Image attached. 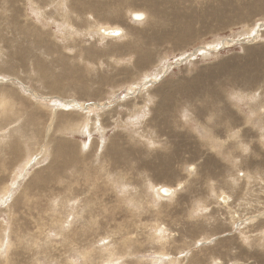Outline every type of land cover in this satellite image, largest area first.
<instances>
[{
	"label": "rangeland",
	"instance_id": "rangeland-1",
	"mask_svg": "<svg viewBox=\"0 0 264 264\" xmlns=\"http://www.w3.org/2000/svg\"><path fill=\"white\" fill-rule=\"evenodd\" d=\"M262 92L264 0H0V264H264Z\"/></svg>",
	"mask_w": 264,
	"mask_h": 264
},
{
	"label": "bare ground",
	"instance_id": "bare-ground-1",
	"mask_svg": "<svg viewBox=\"0 0 264 264\" xmlns=\"http://www.w3.org/2000/svg\"><path fill=\"white\" fill-rule=\"evenodd\" d=\"M203 1V0H202ZM151 2V1H150ZM179 5V4H178ZM180 6H181V4H180ZM186 7V6H185ZM188 7V6H187ZM174 9V8H173ZM188 9H189V7H188ZM217 11V10H216ZM178 13V12H177ZM181 13V12H180ZM183 13V12H182ZM187 14V13H186ZM134 15V14H133ZM137 15H142V14H136L135 16H134V19H136V16ZM181 15V14H180ZM169 18V17H168ZM180 18V17H179ZM181 18H182V16H181ZM187 18H188V16H187ZM189 19H193V18H189ZM197 19V18H196ZM172 20V19H171ZM151 21V20H150ZM184 21H186V19H184ZM183 21V22H184ZM180 22V21H179ZM178 22V23H179ZM231 23V22H230ZM229 23V24H230ZM172 24V23H171ZM189 24V23H188ZM155 25V24H154ZM182 25V24H181ZM173 26V25H172ZM176 26H177V24H176ZM201 26V25H200ZM174 27H175V25H174ZM100 28V27H99ZM159 29V28H158ZM98 30V32L102 35V36H105V37H109V38H113V37H121L122 36V34H123V32H122V30L119 28V29H117V28H113V27H102V28H100V29H97ZM161 30V29H160ZM111 31H119L120 32V34L119 35H117V36H109V32H111ZM193 31V30H192ZM148 58V57H147ZM142 60V59H141ZM141 62V61H140ZM143 62V61H142ZM228 128V127H227ZM229 128H231L230 126H229ZM67 170V169H66ZM161 189V188H160ZM159 191V190H158ZM160 192H161V195L162 194H164V195H170L171 194V191L169 190V189H167V188H163L162 189V191L160 190ZM164 197V196H163ZM224 199V198H223ZM226 199V198H225ZM228 201V200H227ZM226 212V211H225Z\"/></svg>",
	"mask_w": 264,
	"mask_h": 264
},
{
	"label": "snow or ice",
	"instance_id": "snow-or-ice-1",
	"mask_svg": "<svg viewBox=\"0 0 264 264\" xmlns=\"http://www.w3.org/2000/svg\"><path fill=\"white\" fill-rule=\"evenodd\" d=\"M68 7H69V4H68ZM91 18H92V17H89V19H91ZM136 19H137V20H144V19H145V16H143V15H137V16H136ZM261 95L264 96V92H262ZM233 135H235V133H234ZM149 146H150V147H156V145H153V144H149ZM194 170H195V169H194V167H193V168H192V171H194ZM240 175H243V172H241ZM202 211H203L204 213H208L210 210H209L207 207H205V208L202 209ZM262 221H264V220H262ZM257 223H259V222H257ZM260 235H261V236H264V231H261V232H260ZM243 239H246V237H244ZM105 243H107V242H105ZM212 264H221V262H220L218 259H214V260L212 261Z\"/></svg>",
	"mask_w": 264,
	"mask_h": 264
},
{
	"label": "clouds",
	"instance_id": "clouds-1",
	"mask_svg": "<svg viewBox=\"0 0 264 264\" xmlns=\"http://www.w3.org/2000/svg\"><path fill=\"white\" fill-rule=\"evenodd\" d=\"M238 132H239V130H237V133H236V135H238ZM262 139H264V138H262ZM243 151L245 152V153H247L248 151H249V148H248V146H243ZM209 209V208H208ZM210 210V209H209ZM243 242H244V244L246 245V246H249V243H250V237H246V239H243ZM235 264H241V262H235Z\"/></svg>",
	"mask_w": 264,
	"mask_h": 264
},
{
	"label": "water",
	"instance_id": "water-1",
	"mask_svg": "<svg viewBox=\"0 0 264 264\" xmlns=\"http://www.w3.org/2000/svg\"><path fill=\"white\" fill-rule=\"evenodd\" d=\"M108 34H109V36H117L120 34V32L119 31H111Z\"/></svg>",
	"mask_w": 264,
	"mask_h": 264
}]
</instances>
